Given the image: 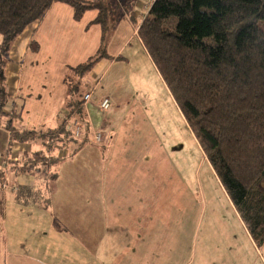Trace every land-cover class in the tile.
I'll use <instances>...</instances> for the list:
<instances>
[{
	"label": "rangeland",
	"instance_id": "rangeland-1",
	"mask_svg": "<svg viewBox=\"0 0 264 264\" xmlns=\"http://www.w3.org/2000/svg\"><path fill=\"white\" fill-rule=\"evenodd\" d=\"M116 2L118 5L116 6L115 29H112L115 25L112 24L110 28L112 30L107 33L105 52L102 53V58L86 73H80L74 69L87 64L89 59L96 56L100 49L101 29L99 25L92 24L98 11L88 10L79 21L71 20L69 16L68 20L59 22L61 29L54 27V29L47 30V25L44 26L41 30L44 43L57 44V48L55 50L46 45L37 55L31 51L32 55L26 59V68L21 77V97L32 99L40 97L45 92L42 96L44 97L42 104L47 102L53 114L56 115L62 101L64 102L57 114L61 126L65 120H67L66 123L68 121L75 122L73 118L69 117L68 101L84 100L85 91L98 83L105 69L104 64L106 63L104 62L102 65L100 63L112 61L111 57L115 58L117 65L113 72L121 78L122 82L120 85L114 86L113 93L119 96L123 90L124 93L134 94V101L130 106L132 109L128 118L126 117L125 131L127 133L123 134L129 135L131 131H135L131 138L133 143L125 144L119 149H114L113 143L108 147H104L102 143H93V137L88 135L90 125L87 119L89 116L86 115V118L79 116L77 122L86 127L82 139L72 140L65 135L60 136V141L56 143V146L64 145L70 147V150L66 148L60 153L55 151L53 158L67 157L75 151L77 146L81 145L85 138L86 140L89 138L84 155V157L86 156V190L106 189L108 195L113 193L116 188L129 192L132 188H140L141 179L147 177L149 188L154 190L153 204L171 208L169 214H164L166 218L170 216L171 222L169 223L170 235L167 244L162 249V252L169 255L168 260L163 264H194L196 258L197 261H200V258L207 254L219 257L220 255H242L248 259L250 264H257L259 251H264L263 243L254 240V244H252L253 238L251 240L246 233L236 210L178 111L175 101L168 94V89L157 74L152 62L147 59L139 40L136 37L132 38L119 56L116 54L122 44L118 48L111 44L116 28L122 26L128 19L125 10L137 8L141 11V15L135 17V21L136 23L142 21L148 14V10H144L137 3H147L148 0H136L135 3L130 4L126 0H117ZM65 5L71 8L73 15L72 7L68 4ZM87 26H89L88 29ZM126 30L130 32L127 37H130L132 30L129 28ZM32 50L36 51L37 49L33 48ZM4 70V67H1L0 76ZM106 84L108 85V83ZM64 87L67 88L65 94L62 91ZM28 90H33L31 95ZM10 105L12 106L11 98L4 110L7 108L9 110ZM87 107L91 119L100 123L105 112L94 108L92 104H87ZM117 107L121 111L124 110L120 103ZM17 120L15 125H26L27 123L20 117ZM39 127H47V124L42 123ZM42 131L43 133L40 135H48L43 137V141L51 144L49 134L55 131H49V128H43ZM64 134L71 133L65 130ZM53 147H51L52 150L55 148ZM43 150L45 153L48 152V145H44ZM79 156L73 162L75 169L66 172L67 174L83 171L84 163ZM33 169L36 170L32 172V177H45L49 173V169L43 164H39ZM65 170L68 169L64 168ZM51 172L54 174L56 168L53 167ZM114 175L115 177H113ZM38 183L36 193L20 185L18 189L20 193H23L21 198L11 193L12 188L1 191L0 184V220L5 219L3 207L7 204H9V213L12 216H8L6 219L16 222L21 214L19 210H27L19 202L24 203L28 200L37 203L40 200L48 199L47 186L41 181ZM13 184L14 181L10 183V185ZM94 199L91 197L89 200L93 202ZM107 199L110 197L108 196ZM127 199L130 200L131 197ZM137 200H142V198L138 197ZM99 204H103L102 200L98 202L96 199L94 205ZM26 214L32 215L27 210L22 215L25 219ZM161 218V214L157 215L156 220H161ZM5 229L6 232L11 233L16 231L15 237L20 238V231ZM1 232H3L2 228H0V259L3 247ZM7 237L4 235V240ZM220 264H230V262L220 261Z\"/></svg>",
	"mask_w": 264,
	"mask_h": 264
},
{
	"label": "trees",
	"instance_id": "trees-1",
	"mask_svg": "<svg viewBox=\"0 0 264 264\" xmlns=\"http://www.w3.org/2000/svg\"><path fill=\"white\" fill-rule=\"evenodd\" d=\"M116 1L0 0V52L6 55L54 3L70 5L76 21L94 9L101 46L74 69L86 73L102 58L107 33L115 29ZM138 36L241 221L253 240L264 243V0H155ZM30 48L38 45L32 42ZM2 82L0 121L9 98ZM67 108L69 117L85 118L83 99L68 101ZM13 124L9 119L6 126L11 144L48 136L20 132ZM64 124L49 134V142L56 144L62 135L82 139L64 134ZM50 161L62 159L34 153L21 170Z\"/></svg>",
	"mask_w": 264,
	"mask_h": 264
},
{
	"label": "crops",
	"instance_id": "crops-1",
	"mask_svg": "<svg viewBox=\"0 0 264 264\" xmlns=\"http://www.w3.org/2000/svg\"><path fill=\"white\" fill-rule=\"evenodd\" d=\"M152 3L151 0H148L147 3L140 2L137 5L149 12ZM71 12V8L64 3H54L41 21L29 26L12 43L6 55H2L0 52V67L5 69L0 78L3 80L5 91L12 101L11 108L4 111L6 118L0 121L1 191L12 188L11 193L21 198L23 193H20L18 189L20 185L36 193L39 181L43 182L48 189V199L44 201L40 200L37 203L28 200L24 203L19 202L21 206L24 205V209L32 214L31 216L26 214V219L22 215L27 210H19L21 212L19 220L16 222L8 221V216H12L9 213V204L3 207L5 219L0 220V228L3 229V232H1L3 247L1 248L0 264H163L164 261L168 260L169 255L164 251L162 252V249L167 244L170 235L169 223L171 222L170 216L166 218L164 214H169L171 208L153 204L154 190L149 188L147 177L141 179L140 188H132L129 192L116 188L113 193L108 195L106 189L86 190V156L84 157V155L86 154L87 144L84 140L81 147L77 150L75 148L76 151L63 158L62 161L57 163L50 161L51 164L47 165V169H49L47 176L32 177L31 174L36 169L21 170L24 164L23 161L29 155L44 152V145H48L50 151L46 154L53 159L55 151L60 153L66 148L70 150V147L64 145L57 147L53 142L47 144L42 138L36 141L11 144L12 133L6 129L9 119L14 121L13 128L20 132H37L41 134L43 128H49V131L57 132L61 127L57 114L64 102L62 101L55 115L47 102L42 104L44 99L42 96L45 92L40 97L22 98L21 77L26 68V59L29 55H32L31 51L37 55L41 53L46 45L53 47L55 50L57 48V44H49L48 41V44L44 43V36L41 33L44 26L47 25V30L54 29V27L55 29H61L60 21L68 20L69 16L71 20H75L74 14L72 15ZM126 15L128 19L124 21L122 26L116 28L111 40V44L115 48L120 47L122 44L116 56H119L130 40L136 37L147 59L152 62L138 36V29L144 18L142 21L139 19L140 21L136 23L135 17H139L141 11L137 8L129 9V11H126ZM88 28L89 26H87ZM127 28L132 30L130 37H127L130 33L126 30ZM51 38L53 39V36ZM32 42H36L38 45L36 51L30 48ZM111 60L100 63L102 65L105 62L108 65L104 64L105 69L98 83L85 91V94H93L94 102L89 104H92L94 108L99 109L96 101L98 102L105 97L111 99L112 107L104 113V118L98 123L91 119L87 104L84 103V116L85 118L86 115L89 116L87 119L90 125L89 134L91 131H101L105 136L102 145L108 147L113 143L114 149H119L125 144L133 143L131 138L132 133L135 131H131L129 135L123 134L127 133L125 125L132 109L130 106L134 101V94L124 93L123 90H121L119 96L113 93L114 86L120 85L122 80L113 72L117 65L115 58L111 57ZM153 67L155 68L154 64ZM155 70L159 75L156 68ZM28 91L31 95L33 90ZM62 91L65 94L67 88L64 87ZM168 94L171 96L169 90ZM118 103L123 107V111L117 107ZM19 117L21 120H26V125H15ZM71 118L77 122L75 114ZM42 123L47 124V127H39ZM94 126L98 127L95 128ZM65 127L66 125L63 127V131H65ZM82 127L83 130L86 128ZM80 154L82 156H79ZM78 156L82 158V163H84L83 171L67 174L66 172L75 169L73 162ZM146 163L148 164V161ZM53 167L56 168L54 174L51 172ZM64 168L68 170L64 171ZM12 181H14V184L10 185ZM108 196L110 199H107ZM91 197L95 198L93 202L89 200ZM128 197H131V199L128 200ZM138 197H141L142 200H137ZM96 199H98V202L102 200L103 204L94 205ZM160 214L162 218L157 221V215ZM241 223L243 224L242 221ZM243 227L252 240L244 224ZM5 228L20 231V238L15 237L14 233L16 231L13 233L6 232ZM4 235L8 236L5 240ZM252 244H254V240H252ZM262 247L264 250V243ZM164 250L166 251V249ZM220 261H229L230 264H250L248 259H245L242 255H220L219 257L208 254L200 258V261H197L196 258L194 264H220ZM257 264H264V251H259Z\"/></svg>",
	"mask_w": 264,
	"mask_h": 264
},
{
	"label": "built area",
	"instance_id": "built-area-1",
	"mask_svg": "<svg viewBox=\"0 0 264 264\" xmlns=\"http://www.w3.org/2000/svg\"><path fill=\"white\" fill-rule=\"evenodd\" d=\"M154 1L155 0H151V2H154ZM93 102H94L93 94L92 93L85 94L84 103L89 104V103H93ZM96 103L98 104L97 105L98 108L103 112L109 111L112 107V101L108 97H105V98L99 100L98 102L96 101ZM65 130H67L69 133L73 132L76 138H79L81 135L84 134V130H83L82 125L76 121L75 122L68 121L66 123ZM90 134H89V136L93 137V143L101 144L104 142L105 136L101 131H96V132H93L91 135Z\"/></svg>",
	"mask_w": 264,
	"mask_h": 264
}]
</instances>
